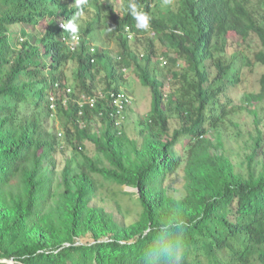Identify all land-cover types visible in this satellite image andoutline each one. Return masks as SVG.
Instances as JSON below:
<instances>
[{
  "label": "trees",
  "instance_id": "obj_1",
  "mask_svg": "<svg viewBox=\"0 0 264 264\" xmlns=\"http://www.w3.org/2000/svg\"><path fill=\"white\" fill-rule=\"evenodd\" d=\"M163 1L135 0L151 17L149 28L141 30L128 11L130 0L120 6L113 0L82 5L0 0V259L264 264V166L261 173L243 177L234 172L227 151L216 155L218 146L206 137L236 110L229 105L240 89L243 57L227 51V40L232 35L246 42L254 36L264 49V10L258 12L250 0H176L163 10ZM73 17L80 33L72 50L71 35L59 21ZM102 25L117 58L97 45L90 51L91 32ZM143 39L146 52L139 57L135 44ZM154 58L169 62L164 80ZM255 61L264 65V54H256ZM70 63L73 92L65 82ZM123 68L150 98L137 139L121 122L130 107L119 114L107 97H99L125 85ZM259 83V93L246 95L245 103L264 101V75ZM82 96L97 99L90 106ZM56 115L65 120L59 134L49 127ZM263 141L259 132L249 146V160L263 153ZM87 144L108 168L87 155ZM66 150L80 154L84 163L63 164L59 172ZM180 171L185 195L176 199L169 192L179 186L174 184ZM94 175L137 189L141 211L135 223L117 225L94 205Z\"/></svg>",
  "mask_w": 264,
  "mask_h": 264
},
{
  "label": "rangeland",
  "instance_id": "obj_2",
  "mask_svg": "<svg viewBox=\"0 0 264 264\" xmlns=\"http://www.w3.org/2000/svg\"><path fill=\"white\" fill-rule=\"evenodd\" d=\"M117 6H120L122 0H113ZM176 0H165L161 3L163 10L172 8L175 5ZM251 5L258 12L264 10V0H250ZM97 5L96 7H98ZM49 22L51 20H48ZM108 19L104 17V25L107 26ZM60 25V21H59ZM98 24L94 22V27L97 28ZM105 26L99 27L100 29L93 30L91 32V38L94 45L99 48L108 49L113 56H116L115 43L107 37L109 30H105ZM152 31L146 34L145 37L152 36ZM31 36V35H30ZM230 40H227V51L236 50V53H240V58L243 57L242 64L240 66L237 75L239 77V90L235 92L233 102L230 103V107L235 106V112L228 116V120L221 125L216 131L210 132L208 137L211 142L218 146L214 148L213 152L216 155H220L222 151H227L230 161L233 165L234 172L247 177L249 173L259 174L263 170L264 166V141L262 152L257 156L249 160L248 156L251 153L249 146L252 140L256 138L259 132L262 133L264 139V101L254 102L247 104L244 98L248 94H258L260 91V78L264 75V65L255 61V55L258 53L264 54V49L260 45L258 39L251 36L246 42L237 41L234 36H229ZM135 51L140 57L146 52V44L144 39L135 44ZM161 58V57H159ZM154 58L153 64L157 74L162 80L165 79L167 74V64L164 62L166 58ZM248 59V61H247ZM122 69V68H120ZM124 69V68H123ZM126 70V69H125ZM74 72L75 68L73 64H68L65 68V82L67 89L74 91ZM125 85L120 89L127 92L132 97V105L128 110L123 113L124 130L130 138H139V131L142 129L140 123L141 119H145L147 113L150 110V98L148 90L143 87L140 82L128 71L124 73ZM163 90L168 94L171 91L170 86L167 83L164 84ZM65 120L61 116H54L49 121V127L52 131H56L58 134L63 131V125ZM172 124L174 126L173 120ZM101 129V128H100ZM189 140L185 141V145L189 144ZM220 143L223 146L219 147ZM181 151L182 145L178 147ZM86 153L92 157L96 162V165L100 168L109 167L108 162L101 154H98L92 145H86ZM188 147L184 149L185 156L187 154ZM61 165L59 166V172L61 166L67 164L71 168H76L78 165L83 164L84 160L80 154L73 155L69 150L64 151L60 156ZM184 164V161H183ZM183 173L180 171L178 182L174 184L175 190H170L169 195L176 199H180L185 195L183 187ZM94 178L98 184V194L93 198V203L96 207L102 208L105 214L108 215L117 225L129 226L135 223L140 216V207L137 202V190L132 187L119 186L111 181L101 178L99 175H94ZM56 189L61 190L59 177L56 178Z\"/></svg>",
  "mask_w": 264,
  "mask_h": 264
},
{
  "label": "clouds",
  "instance_id": "obj_3",
  "mask_svg": "<svg viewBox=\"0 0 264 264\" xmlns=\"http://www.w3.org/2000/svg\"><path fill=\"white\" fill-rule=\"evenodd\" d=\"M86 2H87V0H76L77 5H82V4H85ZM128 11L132 15L134 20L136 21V27L138 29L146 30L149 28L151 17L148 15V13H146L145 11H142L138 8L137 4L135 3V0H130V3L128 5ZM77 15H79V13ZM60 27L62 28L63 31L69 32L71 35V38L73 40L78 41L79 33H80V26L76 22L75 17L67 20L66 22L60 23ZM94 47H95V45L92 46L93 49H94ZM164 62L166 63V61H164ZM124 70H125V68L122 71L126 72V70L125 71Z\"/></svg>",
  "mask_w": 264,
  "mask_h": 264
},
{
  "label": "built area",
  "instance_id": "obj_4",
  "mask_svg": "<svg viewBox=\"0 0 264 264\" xmlns=\"http://www.w3.org/2000/svg\"><path fill=\"white\" fill-rule=\"evenodd\" d=\"M78 41L75 40H71V49L73 50L74 45L77 43ZM91 52H94V49L91 48L90 49ZM125 71V70H124ZM68 92H70V90H67ZM107 97L113 108L116 109L117 113H121L126 107H130L132 105V97L125 91L120 90L118 92L115 91H110L106 94L103 93H99V97ZM97 97L96 96H89V97H85L82 96L81 100L86 103L89 104L90 106H93L96 102Z\"/></svg>",
  "mask_w": 264,
  "mask_h": 264
},
{
  "label": "water",
  "instance_id": "obj_5",
  "mask_svg": "<svg viewBox=\"0 0 264 264\" xmlns=\"http://www.w3.org/2000/svg\"><path fill=\"white\" fill-rule=\"evenodd\" d=\"M0 264H20V263L16 262L13 259H0Z\"/></svg>",
  "mask_w": 264,
  "mask_h": 264
}]
</instances>
